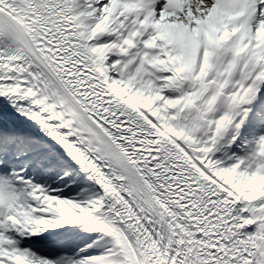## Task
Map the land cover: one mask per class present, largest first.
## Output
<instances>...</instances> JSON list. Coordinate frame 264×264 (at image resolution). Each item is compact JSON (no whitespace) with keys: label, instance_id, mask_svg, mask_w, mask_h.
Segmentation results:
<instances>
[{"label":"snow or ice","instance_id":"6c2138e0","mask_svg":"<svg viewBox=\"0 0 264 264\" xmlns=\"http://www.w3.org/2000/svg\"><path fill=\"white\" fill-rule=\"evenodd\" d=\"M0 264H264V0H0Z\"/></svg>","mask_w":264,"mask_h":264}]
</instances>
